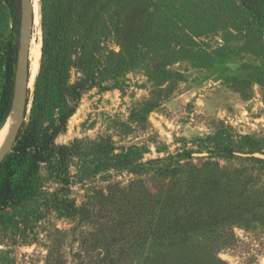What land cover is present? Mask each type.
Returning <instances> with one entry per match:
<instances>
[{
  "label": "rangeland",
  "instance_id": "374dc122",
  "mask_svg": "<svg viewBox=\"0 0 264 264\" xmlns=\"http://www.w3.org/2000/svg\"><path fill=\"white\" fill-rule=\"evenodd\" d=\"M90 2L59 73L0 0V98L26 45L23 133L59 130L0 163V264H264V0Z\"/></svg>",
  "mask_w": 264,
  "mask_h": 264
},
{
  "label": "trees",
  "instance_id": "16d2710c",
  "mask_svg": "<svg viewBox=\"0 0 264 264\" xmlns=\"http://www.w3.org/2000/svg\"><path fill=\"white\" fill-rule=\"evenodd\" d=\"M92 0H40L41 2V23L43 29L42 51L43 55L48 51L50 57V65L62 72V60L58 52L53 51H73L77 50L75 41L69 39L70 33H78L82 31V49H85L91 41L95 28L99 27V18L96 12V5ZM11 8L13 14V24L16 28V37L18 38L22 21V3L21 0H11ZM76 25H78L76 27ZM86 46V47H85ZM17 43L15 51H13V64L16 63ZM44 60L42 59V66ZM10 80L4 89L0 98V123L8 114L14 93V69L9 67ZM84 88V85L83 87ZM81 88V89H82ZM28 94V89H27ZM73 98L78 100L81 94L80 89H73ZM73 109L68 110L66 115H70ZM24 122L17 133L13 143L12 150L18 152L21 156L32 153L36 162L54 159L56 156V148L52 140L54 135L58 133V127H55L49 135L37 136L35 133H23ZM13 194V193H12Z\"/></svg>",
  "mask_w": 264,
  "mask_h": 264
},
{
  "label": "water",
  "instance_id": "95a60500",
  "mask_svg": "<svg viewBox=\"0 0 264 264\" xmlns=\"http://www.w3.org/2000/svg\"><path fill=\"white\" fill-rule=\"evenodd\" d=\"M29 6V13L27 17V30H26V35H25V43L27 44L29 40V34L30 30L32 27L33 23V11H32V3L31 0H26ZM31 3V4H30ZM25 47L23 48V51L20 52L18 59H17V65H16V71H15V86H14V93L13 96L15 99H17V109L15 112V117L13 121L12 128L8 134V137L4 143V146L2 150L0 151V163L5 157V155L11 150L13 143L16 139L17 133L21 127V124L24 119V114L26 110V105H27V100H28V94H27V89L24 88L21 92L18 90V78L20 75V70L22 67L23 59H24V53L25 52ZM26 79H27V73H26ZM27 83V81H26ZM244 156H255V157H263V154L260 152H254V153H242Z\"/></svg>",
  "mask_w": 264,
  "mask_h": 264
},
{
  "label": "bare ground",
  "instance_id": "6f19581e",
  "mask_svg": "<svg viewBox=\"0 0 264 264\" xmlns=\"http://www.w3.org/2000/svg\"><path fill=\"white\" fill-rule=\"evenodd\" d=\"M32 11H33V23L35 26H38L40 23V3H39V0H32ZM34 52H35V57L37 58V55H38L37 50L35 49ZM36 62L34 61L33 65H32V74L34 73V71L36 69V66H37ZM30 79H31L30 75H27V79H26L25 69L22 66L21 70H20V75L18 78V90L21 91L23 89V87L26 86V81H28V84H29ZM17 104H18L17 101H14V104H13L11 111L9 112L5 122L3 123V125L0 128V151L2 150L4 143L8 137V134L12 128L14 117H15V112L17 109Z\"/></svg>",
  "mask_w": 264,
  "mask_h": 264
}]
</instances>
